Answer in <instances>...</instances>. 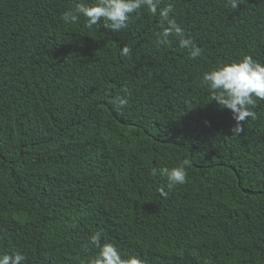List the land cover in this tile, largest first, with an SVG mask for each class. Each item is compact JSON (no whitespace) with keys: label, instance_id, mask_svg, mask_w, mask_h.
Returning <instances> with one entry per match:
<instances>
[{"label":"trees","instance_id":"obj_1","mask_svg":"<svg viewBox=\"0 0 264 264\" xmlns=\"http://www.w3.org/2000/svg\"><path fill=\"white\" fill-rule=\"evenodd\" d=\"M80 2L0 0V255L89 264L100 233L143 264H264V101L234 135L200 85L221 62L264 63V0H161L195 59L157 47L146 10L118 33L64 24ZM185 159L183 185L151 174Z\"/></svg>","mask_w":264,"mask_h":264},{"label":"clouds","instance_id":"obj_2","mask_svg":"<svg viewBox=\"0 0 264 264\" xmlns=\"http://www.w3.org/2000/svg\"><path fill=\"white\" fill-rule=\"evenodd\" d=\"M246 0H228L232 9L245 3ZM161 0H95V3H77L74 8L61 15L64 24L79 23L84 18L86 26H102L111 33H118L127 29L134 15H139L146 10L151 16L159 17L161 30L155 34L154 43L157 47L167 45L170 38H175L181 49H186L192 59L202 55L203 49L199 47L191 36L185 34L184 29L170 14L174 13V5L169 3L160 7ZM132 49L124 46L120 50L122 57H130ZM201 87H207L211 101H215L221 108L228 109L236 121L232 129L234 135L244 132L241 122L249 118L257 119V114L252 109L257 101H264V63L254 60L251 55H245L238 62H221L211 71L203 74L200 80ZM113 103L116 108L123 109L129 103L128 95L115 97ZM191 161L183 160L178 166L153 168L151 174L159 175L166 179L167 188L173 189L177 185L187 182V169ZM162 195L166 193L161 192ZM89 244L99 251L89 264H143L137 256L123 258L118 247L110 242L101 243V234L90 235ZM25 255L20 252L0 255V264H23Z\"/></svg>","mask_w":264,"mask_h":264}]
</instances>
